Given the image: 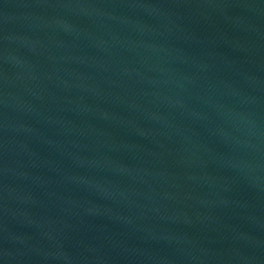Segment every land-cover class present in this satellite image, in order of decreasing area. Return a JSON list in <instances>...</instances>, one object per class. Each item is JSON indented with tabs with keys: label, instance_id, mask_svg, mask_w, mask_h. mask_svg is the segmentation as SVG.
I'll return each mask as SVG.
<instances>
[{
	"label": "water",
	"instance_id": "95a60500",
	"mask_svg": "<svg viewBox=\"0 0 264 264\" xmlns=\"http://www.w3.org/2000/svg\"><path fill=\"white\" fill-rule=\"evenodd\" d=\"M0 151L161 264H264V0H0Z\"/></svg>",
	"mask_w": 264,
	"mask_h": 264
}]
</instances>
